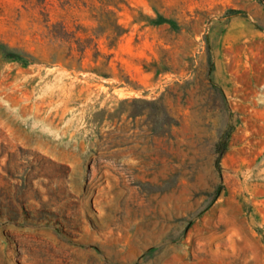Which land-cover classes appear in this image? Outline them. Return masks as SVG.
Returning <instances> with one entry per match:
<instances>
[{"label":"rangeland","instance_id":"rangeland-1","mask_svg":"<svg viewBox=\"0 0 264 264\" xmlns=\"http://www.w3.org/2000/svg\"><path fill=\"white\" fill-rule=\"evenodd\" d=\"M0 264H264V0H0Z\"/></svg>","mask_w":264,"mask_h":264},{"label":"trees","instance_id":"trees-1","mask_svg":"<svg viewBox=\"0 0 264 264\" xmlns=\"http://www.w3.org/2000/svg\"><path fill=\"white\" fill-rule=\"evenodd\" d=\"M226 148H227V140H223L217 146V150L219 151V157L216 159L215 164L218 169H220V158L223 155Z\"/></svg>","mask_w":264,"mask_h":264}]
</instances>
